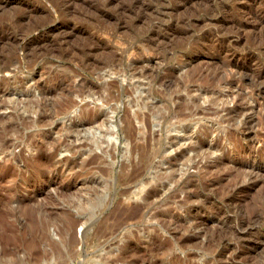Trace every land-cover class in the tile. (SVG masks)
<instances>
[{
  "label": "rangeland",
  "instance_id": "1",
  "mask_svg": "<svg viewBox=\"0 0 264 264\" xmlns=\"http://www.w3.org/2000/svg\"><path fill=\"white\" fill-rule=\"evenodd\" d=\"M0 264H264V0H0Z\"/></svg>",
  "mask_w": 264,
  "mask_h": 264
},
{
  "label": "bare ground",
  "instance_id": "2",
  "mask_svg": "<svg viewBox=\"0 0 264 264\" xmlns=\"http://www.w3.org/2000/svg\"><path fill=\"white\" fill-rule=\"evenodd\" d=\"M190 8V7H189ZM226 14V13H225ZM245 26V25H244ZM223 29V28H222ZM246 31V30H245ZM229 32V31H228ZM260 32V31H259ZM232 71V70H231ZM223 74V73H222ZM172 85V84H171ZM193 114V113H192ZM99 263V262H98Z\"/></svg>",
  "mask_w": 264,
  "mask_h": 264
}]
</instances>
